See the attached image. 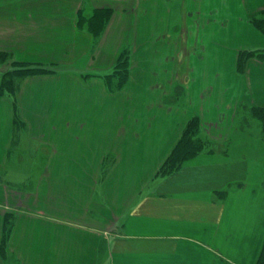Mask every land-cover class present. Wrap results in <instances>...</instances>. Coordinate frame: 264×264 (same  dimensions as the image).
I'll use <instances>...</instances> for the list:
<instances>
[{"label": "crops", "instance_id": "crops-1", "mask_svg": "<svg viewBox=\"0 0 264 264\" xmlns=\"http://www.w3.org/2000/svg\"><path fill=\"white\" fill-rule=\"evenodd\" d=\"M105 6L97 37L78 27ZM254 18L264 0H0V52L55 69L25 78L15 109L0 94V264H256L264 138L236 122L264 108V61L237 69L239 49H264ZM195 115L209 144L157 178Z\"/></svg>", "mask_w": 264, "mask_h": 264}, {"label": "trees", "instance_id": "trees-1", "mask_svg": "<svg viewBox=\"0 0 264 264\" xmlns=\"http://www.w3.org/2000/svg\"><path fill=\"white\" fill-rule=\"evenodd\" d=\"M84 11V10H83ZM78 12L77 24L79 28H85L92 33L93 36L97 37L105 25L107 24L111 15L112 9L108 6L102 8H95L90 16H86L85 12ZM86 20H85V19ZM83 19L87 23V27L82 24ZM254 26L260 29L264 33V19L254 18L252 20ZM84 26V27H83ZM8 52H0V55H7ZM129 57L130 52L127 48H124L120 53L116 64L113 66L112 72L105 75L106 84L110 91L122 88L127 82L128 70H129ZM250 58H257L264 61V49H241L237 55V69L242 72V69L246 61ZM13 65L16 70L13 73L17 78L0 79V94L10 96L13 100V107H16L17 93L20 87L21 81L28 76L46 73L49 70L45 65L37 62H27L20 60H13ZM7 72L3 74V77L7 76ZM118 77L112 79V77ZM114 82L116 86H114ZM251 114L258 118L261 122L262 129L264 131V108L261 107H250ZM16 119H14L15 123ZM200 129L199 118L193 116L186 123L180 137L175 142L166 158L160 164L156 175H171L178 171L179 167L186 160L195 157L199 154L205 145V142L196 137L197 131ZM256 264H264V245Z\"/></svg>", "mask_w": 264, "mask_h": 264}, {"label": "rangeland", "instance_id": "rangeland-1", "mask_svg": "<svg viewBox=\"0 0 264 264\" xmlns=\"http://www.w3.org/2000/svg\"><path fill=\"white\" fill-rule=\"evenodd\" d=\"M109 2H110V0H108ZM109 7V6H108ZM95 8H92L91 9V11H83V9H81V11H83V12H85V14H86V16H90V14H92L93 13V10H94ZM111 14H112V12H111ZM110 17H111V15H110ZM110 17H109V19H110ZM77 19H78V17H77ZM85 19V18H84ZM83 19V22H82V24L84 25V26H86L87 27V23H86V19L84 20ZM78 25V24H77ZM83 26V27H84ZM79 27V26H78ZM83 29V28H82ZM241 49H249V48H241ZM241 49H239V50H241ZM119 57V56H118ZM118 59V58H117ZM130 59H131V57H129V70H128V77H127V81H128V78H129V72H130ZM13 60H15V58L12 56V55H10V54H7V55H0V79H2V78H7L8 76L10 77V78H17L14 74H12L13 73V70H16V67L13 65ZM117 61V60H116ZM29 62V61H28ZM37 63H39V62H37ZM41 64H43V63H41ZM116 64V62L114 63V65ZM43 65H45L47 68H49V70L50 71H48V72H46V73H50V72H53V71H55V69L53 68V64H48V63H46V64H43ZM113 65V66H114ZM112 69H113V67H112ZM112 69H111V71L109 72V73H111L112 72ZM5 72H7L8 74H7V76H5V77H3V74L5 73ZM108 73V74H109ZM33 76V75H32ZM28 77H30V76H28ZM116 77H118V75H116L115 77H112V79H114L115 78V80H116ZM27 78V77H26ZM24 80V79H23ZM22 80V81H23ZM22 81H21V83H22ZM127 83V82H126ZM126 83H125V85H126ZM114 86H116V83L114 82V84H113ZM125 85L122 87V88H120V89H116V90H112V92H117V91H120V90H122L124 87H125ZM18 91H19V89H18ZM18 94V93H17ZM245 112V111H244ZM244 112H241V115L237 118V120H236V122H238V124H239V128L238 129H243V130H245V131H247V130H249L250 132H252V131H254L255 130V133H257V134H260L261 133V136L260 137H262V138H264V131H263V129H262V125H261V122H260V120L258 119V118H256V117H254L252 114H251V111L250 110H246V112L244 113ZM244 114V115H243ZM196 116V115H195ZM193 117V116H192ZM189 120H190V118H189ZM188 120V121H189ZM250 120V121H249ZM187 121V122H188ZM254 121V122H253ZM251 124V125H250ZM26 124H25V122L24 121H22V120H20V119H17L16 121H15V123H14V126H15V130L16 129H19V128H23L24 126H25ZM199 125H200V129L197 131V134H196V137L197 138H199L200 140H202L203 142H205V147L207 146V143L209 142V137L207 138L205 135H203V133H202V131H201V122H200V120H199ZM257 136H259V135H257ZM212 141V140H211ZM213 142V145H211L210 144V147L211 148H213V149H219L218 148V145L214 142V141H212ZM209 144V143H208ZM29 145V146H28ZM33 146V147H32ZM35 145L32 143V142H29V143H26V144H24V150L22 151L25 155H30V154H32V155H34V154H36L37 152L35 151V147H34ZM17 147H14L13 146V148H12V156H14L17 152ZM201 153V152H200ZM198 155V154H197ZM196 155V156H197ZM193 158V157H192ZM191 159V158H190ZM187 161V160H186ZM26 162H28V160L26 161ZM183 164H184V162H183ZM183 164L179 167V169L183 166ZM160 166V165H159ZM159 166L157 167V169L155 170V176L157 177V178H160V177H165L166 175H163V176H161V175H156V172H157V170H158V168H159ZM10 169V171H13V172H17V173H24V174H26V173H30L31 175H33V177L35 176V174L38 172V171H40V169L41 168H37L36 166H25V165H23V166H12L11 168H9ZM109 169H111L110 167H106L105 168V170H104V172L105 171H108ZM178 169V170H179ZM103 178V177H102ZM104 179V178H103ZM102 181V180H101ZM97 196H98V194H97Z\"/></svg>", "mask_w": 264, "mask_h": 264}]
</instances>
